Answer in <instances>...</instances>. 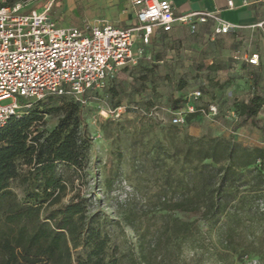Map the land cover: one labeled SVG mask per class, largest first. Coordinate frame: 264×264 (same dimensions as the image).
Here are the masks:
<instances>
[{"label":"trees","instance_id":"obj_1","mask_svg":"<svg viewBox=\"0 0 264 264\" xmlns=\"http://www.w3.org/2000/svg\"><path fill=\"white\" fill-rule=\"evenodd\" d=\"M208 67L223 68L220 63ZM252 86L248 99L234 105L240 118L234 130L246 122L261 129L257 115L264 97L257 78ZM188 94L171 99V118L185 107ZM58 99L60 103L53 104ZM208 104L214 103L202 106ZM49 114H56L57 122L46 130ZM196 115L201 114L185 113L182 124H172L170 118L164 135L152 143L135 138L116 145L117 164L105 180L107 188L120 177L122 146L136 144L140 150L129 154L134 176L118 182L143 181L156 188L154 203L141 217L132 208L123 213L122 222L136 233L134 243L124 249L112 241L117 230L123 232L119 223L98 210L90 212L91 198L75 186L84 180L92 143L82 104L71 96H51L11 115L0 129V264H183L185 243L203 248L204 235L195 221L183 220L175 211L198 214L206 233L216 232L210 248L221 264H252L245 263L247 257L264 264V225L259 235L253 227V221H264V210L258 207L264 202V146L180 136L179 127ZM143 158L148 165L141 163ZM136 189L132 187L134 193Z\"/></svg>","mask_w":264,"mask_h":264},{"label":"rangeland","instance_id":"obj_2","mask_svg":"<svg viewBox=\"0 0 264 264\" xmlns=\"http://www.w3.org/2000/svg\"><path fill=\"white\" fill-rule=\"evenodd\" d=\"M45 1L37 0L31 4L30 8L41 10L40 6ZM63 2L60 0V5ZM60 5L52 6L50 16L60 24L74 25L81 30H84L83 26L87 21H92L94 18L101 19L107 12L104 7L105 3L102 1L97 3L89 0H76V8L71 11V16L60 13L58 10ZM252 29L255 30L251 32L250 29H246L245 32H239L237 37L226 39L219 37L214 41H217L219 45L227 46L239 42L241 47L247 49V53L258 47L264 52V27L261 30H257L260 28ZM192 42H198L197 33L192 34L187 30L177 36L167 34L164 37H158L146 47L151 57L149 60L142 59L137 65L119 68L114 78L108 81L103 89L88 90L85 93L86 101L82 104V112L92 141L89 152L90 163L85 171L83 182L75 181V186L82 195L91 198L90 212L98 210L107 217L108 221L119 223L123 232L117 230L112 236V241L119 243L123 249L134 243L136 234L122 222L123 213L132 208L141 217L142 211L154 203L153 193L156 188L154 183L145 184L143 181L138 185L132 182L130 185L126 180L118 182L122 178L128 179L129 175L134 176L130 169L129 154L134 149L140 150V144H136L134 148L122 146L125 152L120 161V177L114 182L111 190L107 188L105 180L113 176L117 164L116 145L118 143L129 144L135 138L141 141L151 140L150 143H152L156 137H162L170 126L171 99L200 89L202 98L198 104L205 105L211 101L216 105L215 115H196L186 127L183 129L179 127L180 136L189 135L193 138L204 139L220 137L246 147L264 146V124L261 122V129L248 122L235 130L233 128L240 119L234 110V105L248 99L253 91L254 79L250 78V82L242 81L235 84L237 70L234 69L237 66L231 64L217 71L209 70L207 62L210 56L207 49L193 50L190 46ZM252 74L255 76L257 73ZM214 83L221 86H214ZM259 92L264 97V79L259 80ZM10 101L11 99H6L1 101V104H7ZM59 103L58 99L53 104ZM117 104H138L142 110L151 111L152 115L137 111H126L119 117H106L101 114L103 109L112 108ZM56 122V114L45 115L43 128L51 129ZM140 161L143 165H148L144 158ZM124 181L131 189L138 187L140 191L136 189L138 193H134L131 190L134 193L133 196L127 195L129 199L124 198L122 191ZM15 191L19 192V189ZM66 200L65 198L64 201ZM258 207L259 210H264V202L259 201ZM173 214L183 220L195 221L204 235L203 248L193 249L186 247L185 243L181 253L182 263L186 264L187 261L189 264H221L211 254L210 248L211 244L216 241V232L206 233L207 226L199 219L198 214L181 211H175ZM263 225V220L253 221L257 235L260 234L259 229ZM245 263L255 264L257 258L247 257Z\"/></svg>","mask_w":264,"mask_h":264},{"label":"built area","instance_id":"obj_3","mask_svg":"<svg viewBox=\"0 0 264 264\" xmlns=\"http://www.w3.org/2000/svg\"><path fill=\"white\" fill-rule=\"evenodd\" d=\"M36 1L0 0V129L11 115H20L35 101L51 96H71L84 104L85 93L103 89L119 68L149 60L146 47L153 36L170 32L176 23L185 25L192 34L208 21L213 23L215 35L240 28L212 11L175 16L169 0H124L134 11L135 24L119 27L106 19H95L81 30L62 26L50 16L54 0H46L41 10L30 8ZM228 6L232 7L231 1ZM246 61L258 65V55L251 54ZM201 97V90L191 91L171 123L182 124L184 114L195 111L215 115V104L196 108L195 101ZM6 99L11 101L1 104ZM128 110L152 115L135 104L109 107L101 114L119 117ZM122 189L124 198L131 195L126 181Z\"/></svg>","mask_w":264,"mask_h":264},{"label":"crops","instance_id":"obj_4","mask_svg":"<svg viewBox=\"0 0 264 264\" xmlns=\"http://www.w3.org/2000/svg\"><path fill=\"white\" fill-rule=\"evenodd\" d=\"M61 7L58 8L59 12L65 16H71V11L76 8V0H63ZM82 1V0H78ZM92 2L105 3L104 7L107 10L104 17L101 19H106L109 22L116 24L119 27H128L136 23L134 11L130 8L124 0H89ZM174 7V15L179 16L183 13L194 12V11H212L216 12L223 20L232 24L238 25L240 28L232 29L226 34L215 35L213 33V23L208 21L204 24H199L197 26V40L198 42L190 43L193 50H205L207 49L208 55L210 57L207 66L212 63H220L223 67L229 66V64L237 66V75L235 77L234 83L238 84L243 82H250V78H257L258 81L264 79V52L261 48L254 49L253 51H248L247 49L241 47L239 42L232 45H219L216 38H227V37H237L239 32H245L246 29L254 31L252 28L264 27V0H169ZM228 1L232 2V7L228 6ZM108 8H107V7ZM63 9V10H61ZM62 11V12H61ZM87 21L83 27L88 23L93 22ZM58 24H60L58 22ZM62 26H74V25H63ZM260 26V27H259ZM188 31L185 25L176 23L172 30L167 33H156L153 36L151 44L158 39V37H164L167 34H172L177 36L180 33ZM189 32V31H188ZM256 53L259 55L258 65L249 64L246 59L251 55ZM228 57V58H227ZM233 70V69H231ZM256 72L254 76L252 73ZM253 83V82H252ZM216 88V87H215ZM214 89V88H213ZM259 89V86H258ZM253 90V86H252ZM260 93V92H259ZM246 101V100H244ZM259 120V125L264 124V107L260 110L257 115ZM261 122V123H260Z\"/></svg>","mask_w":264,"mask_h":264}]
</instances>
